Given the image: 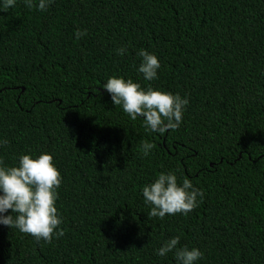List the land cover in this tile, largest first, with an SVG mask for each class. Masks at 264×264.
<instances>
[{"label":"trees","instance_id":"obj_1","mask_svg":"<svg viewBox=\"0 0 264 264\" xmlns=\"http://www.w3.org/2000/svg\"><path fill=\"white\" fill-rule=\"evenodd\" d=\"M140 49L157 79L137 72ZM110 76L187 95L181 125L146 132L112 103ZM0 138L8 166L52 155L64 230L46 243L0 226V264H176L154 252L173 236L197 264H264V0H18L0 12ZM169 170L203 199L148 218L141 186Z\"/></svg>","mask_w":264,"mask_h":264},{"label":"clouds","instance_id":"obj_2","mask_svg":"<svg viewBox=\"0 0 264 264\" xmlns=\"http://www.w3.org/2000/svg\"><path fill=\"white\" fill-rule=\"evenodd\" d=\"M32 10L46 11L54 0H20ZM18 0H0V12L14 9ZM86 35V30L77 29L76 39ZM117 55L127 52L125 46L114 49ZM140 63L136 69L145 81L158 78L161 67L159 58L140 49L137 52ZM110 95L114 106L119 105L129 119L139 117L146 132L164 134L176 130L182 122L186 107L189 104L187 95L173 94L167 91L154 90L152 87H141L139 83L124 77L110 76L102 84ZM8 143L0 138V148ZM154 145L150 141H141L140 148L148 156ZM62 176L47 152L33 156L22 154L13 166H8L0 158V226L29 234L36 241L43 239L50 243L54 238L64 235L60 225L63 220L58 213L56 201L57 189ZM141 195L146 205H150L148 218L163 219L165 215H187L203 199V192L193 186L188 178L178 180L173 170L157 173L153 182L142 185ZM9 210H11L9 212ZM179 237L173 236L163 241L154 249L155 255L165 257L173 253L176 264H197L203 252L196 247L178 246Z\"/></svg>","mask_w":264,"mask_h":264}]
</instances>
